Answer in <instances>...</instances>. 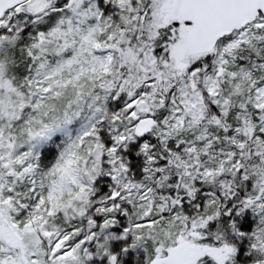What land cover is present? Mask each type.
Instances as JSON below:
<instances>
[{"label":"snow or ice","instance_id":"snow-or-ice-1","mask_svg":"<svg viewBox=\"0 0 264 264\" xmlns=\"http://www.w3.org/2000/svg\"><path fill=\"white\" fill-rule=\"evenodd\" d=\"M0 264H264V0H0Z\"/></svg>","mask_w":264,"mask_h":264}]
</instances>
